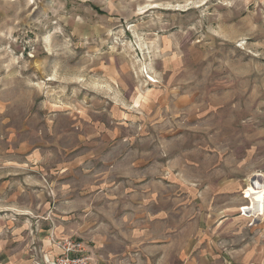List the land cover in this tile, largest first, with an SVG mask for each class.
Segmentation results:
<instances>
[{
	"label": "rangeland",
	"instance_id": "rangeland-1",
	"mask_svg": "<svg viewBox=\"0 0 264 264\" xmlns=\"http://www.w3.org/2000/svg\"><path fill=\"white\" fill-rule=\"evenodd\" d=\"M255 181L264 0H0V259L264 264Z\"/></svg>",
	"mask_w": 264,
	"mask_h": 264
},
{
	"label": "built area",
	"instance_id": "built-area-1",
	"mask_svg": "<svg viewBox=\"0 0 264 264\" xmlns=\"http://www.w3.org/2000/svg\"><path fill=\"white\" fill-rule=\"evenodd\" d=\"M60 250V254L48 262L49 264H94L81 243L68 239L60 245Z\"/></svg>",
	"mask_w": 264,
	"mask_h": 264
},
{
	"label": "bare ground",
	"instance_id": "bare-ground-1",
	"mask_svg": "<svg viewBox=\"0 0 264 264\" xmlns=\"http://www.w3.org/2000/svg\"><path fill=\"white\" fill-rule=\"evenodd\" d=\"M248 190L250 204L243 207L240 212L242 211L245 217L264 219V185L255 181V183H251Z\"/></svg>",
	"mask_w": 264,
	"mask_h": 264
},
{
	"label": "crops",
	"instance_id": "crops-1",
	"mask_svg": "<svg viewBox=\"0 0 264 264\" xmlns=\"http://www.w3.org/2000/svg\"><path fill=\"white\" fill-rule=\"evenodd\" d=\"M45 244H47V242H45ZM61 252V250L58 248V247H54V249H47L46 245H45V248H44V251H43V261L42 263L44 262V264L50 262L54 257H56L57 255H59ZM0 264H31V261L23 256V255H20L18 256L17 258L15 259H12L11 260H7L6 258H2L0 259Z\"/></svg>",
	"mask_w": 264,
	"mask_h": 264
}]
</instances>
